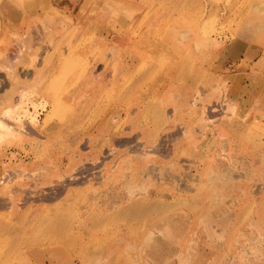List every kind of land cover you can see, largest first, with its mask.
Instances as JSON below:
<instances>
[{"label": "rangeland", "instance_id": "rangeland-1", "mask_svg": "<svg viewBox=\"0 0 264 264\" xmlns=\"http://www.w3.org/2000/svg\"><path fill=\"white\" fill-rule=\"evenodd\" d=\"M6 2L0 118L33 90L49 124H26L0 156V174H26L12 179L19 201L0 193V264H264V0ZM10 12L20 17L6 26ZM199 95L211 123L190 121ZM132 125L164 140L155 182L129 162Z\"/></svg>", "mask_w": 264, "mask_h": 264}, {"label": "bare ground", "instance_id": "bare-ground-1", "mask_svg": "<svg viewBox=\"0 0 264 264\" xmlns=\"http://www.w3.org/2000/svg\"><path fill=\"white\" fill-rule=\"evenodd\" d=\"M13 2H14V0H12ZM9 4L10 3H8V2H6V3H4L3 5H2V3H0V7L1 8H4V7H7V8H9ZM58 4H60V2H58ZM15 7V6H14ZM47 7V6H46ZM45 7V8H46ZM0 8V9H1ZM50 8V7H49ZM44 9V8H43ZM42 9V10H43ZM10 17L8 18L7 16H5L4 17V15H3V17L4 18H8V21H4V22H7V23H4L6 26H9L10 24H12V22L14 21V20H16L17 18H19L20 16H18V15H16L15 13H12V12H10V15H9ZM3 18V19H4ZM11 19L13 20V21H11ZM10 20V21H9ZM2 20L0 19V43L2 44V43H9V39H10V37H9V35H10V33H12L11 31H10V29L9 30H7L6 31V33L5 34H1V24H2ZM2 36V37H1ZM12 45V44H11ZM9 47L8 45H6L5 44V46L3 47L2 45H1V47L3 48V49H1L0 50V52H2L3 53V55H6L7 56V54H9L10 55V53H7V51L9 50L7 47ZM24 47V46H23ZM22 47V48H23ZM26 47V46H25ZM21 48V49H22ZM4 50V51H3ZM23 50V49H22ZM29 50V49H28ZM8 52H10V51H8ZM17 53H19V51L17 52ZM16 53V54H17ZM25 53V52H24ZM20 55V54H19ZM17 56H18V54H17ZM1 57H3V56H1ZM0 57V58H1ZM4 58V60H5V63H7V61L9 62V64H8V66L10 65V63H12V60L13 59H11L10 57H3ZM3 58H1V59H3ZM16 58H18V57H16ZM16 58H14V60L16 59ZM7 60V61H6ZM20 60V59H19ZM16 62H14V64H15ZM17 64V63H16ZM4 65V64H3ZM7 67V66H6ZM15 67V66H14ZM14 71V70H13ZM9 73V72H8ZM11 73V72H10ZM14 73V72H13ZM28 74V73H27ZM20 89V88H19ZM22 90V89H21ZM127 90H128V88H127ZM144 92V91H143ZM200 92V91H199ZM147 94H148V92H147ZM201 95H203V94H201ZM20 96V97H19ZM18 96V100H17V104L16 105H14V106H12V107H10V108H8V109H6L4 112H3V117L2 118H0V152H5L6 150H7V148H8V146L9 145H11V142L9 141L10 139H14L16 142H17V144H19V145H22L23 144V142H24V140L25 139H27L28 137H27V135L28 134H31L30 133V127H28L26 124H29L34 130H43V128H45L49 123H45V125L46 126H42L41 124H40V117H41V115H42V113H44V112H46L47 111V109H48V107H49V104L48 103H41L39 100H37V99H35V92H33V90L32 91H25V92H22L21 93V95H19ZM143 98V97H142ZM203 98L204 97H200V95H199V97L198 98H196L195 97V99H194V101H193V103H191V105L189 106L188 105V109L186 110L187 111V113L189 114L188 116H189V118L191 119L190 121H194L195 119H196V121L195 122H201V121H204V123L205 124H208V122H210L211 123V120H210V117L211 116H209V113L208 112H206V108L205 107H200L199 106V102H202V100H203ZM45 101V100H44ZM157 104H158V102H157ZM8 105V104H7ZM202 105V104H201ZM149 103H146L145 105H144V110H145V112H146V110H147V108H149ZM154 106V105H153ZM157 106V105H156ZM156 106H154V107H156ZM239 106H240V108H239ZM242 106H243V104L241 103V105H240V103H236V102H234L233 103V105H232V107H231V110L234 112V111H236V118H237V120H234V124L232 125V128H233V130H239V129H241L242 127H243V124L245 123V121H246V117L242 114V111H243V108H242ZM153 107V108H154ZM161 107V106H160ZM236 108H238V110L236 109ZM32 109L34 110L33 112H32ZM160 109V108H159ZM176 109V108H175ZM140 110V109H139ZM149 110V109H148ZM164 110H165V108H164ZM239 110H240V113H239ZM143 111V110H142ZM167 111V110H166ZM160 112H164L163 111V109H160L159 110V113ZM144 113V112H143ZM157 113H158V111H157ZM127 114V113H126ZM139 114H140V112H139ZM163 114V116H164V113H162ZM176 114H178V112H177V110H174V114H172V115H170V117H169V119L171 120V122L172 123H174L176 120H175V118H174V116L176 115ZM235 114V113H234ZM156 115H158V114H156ZM159 116V115H158ZM157 116V117H158ZM160 116H162V115H160ZM159 116V117H160ZM229 116V115H228ZM130 117V116H129ZM167 117H168V115H167ZM23 119H29V123H26V122H24L23 121ZM155 119V118H154ZM163 118H161L160 120H162ZM233 119V118H232ZM154 121V120H153ZM213 121V120H212ZM231 121V120H230ZM155 122H158V120L157 121H155ZM224 122V121H223ZM117 123V120L115 119V120H113V122H112V124H116ZM159 123V122H158ZM162 123V122H161ZM193 123V122H192ZM227 123V122H226ZM124 124V123H123ZM68 125V124H67ZM103 125L104 124H101L100 126H99V129H98V132L101 134V135H103L105 132H107V133H109L110 132V130H108V127H103ZM146 125V124H145ZM152 125H153V122H152ZM155 125L156 126H158L156 123H155ZM194 125V124H193ZM65 126V125H64ZM123 126V125H122ZM156 126L154 127V129L153 130H155V128H156ZM192 126V125H191ZM226 126V125H225ZM161 128L162 126L160 125V126H158V128ZM160 128H159V130H160ZM164 128V127H163ZM245 128V127H244ZM138 128H137V126L136 125H132L131 126V129H130V132H129V138L133 141L131 144H130V146H129V152L128 153H130V156H131V158H130V160H129V162H130V164L132 165V164H134L136 161L137 162H140V163H142L143 165H144V169L145 170H147V180H149L150 182L152 181V182H155L154 180H153V177L152 176H150L149 175V173L152 175L154 172H153V170H154V168L152 167V165H151V163H153V162H156L157 161V157H159V156H157V154H159V152L158 153H154V150L157 152V150L159 149H161V145H162V143H164V140H163V142L162 143H160V142H158L156 139H155V136H157V135H153V138L154 139H151V135L149 136V128L147 127V126H145V128H142L141 129V126H140V133H139V135H137V137H136V135H134V133H135V131L137 130ZM58 130V129H57ZM117 130V129H116ZM158 131V130H157ZM157 131H156V133H157ZM174 131V129L173 130H171L170 132H173ZM176 131H178V129H176ZM194 131V130H193ZM240 131V130H239ZM44 132V131H43ZM151 132H153L152 130H151ZM164 132H166V131H164ZM175 132V131H174ZM244 132V131H243ZM177 133V132H176ZM175 133V134H176ZM187 133V132H186ZM242 133V132H241ZM111 134H112V131H111ZM119 134V133H118ZM122 134V133H121ZM170 134V133H169ZM172 134V133H171ZM178 134V133H177ZM180 134V133H179ZM34 135V134H33ZM159 135V134H158ZM181 135H182V133H181ZM180 135V136H181ZM37 136V135H36ZM41 136V135H40ZM119 136V135H118ZM171 136V135H170ZM173 136H174V134H173ZM173 136H172V138H173ZM183 136V135H182ZM42 137V136H41ZM52 137V136H51ZM55 137V136H54ZM53 137V138H54ZM69 137V136H68ZM109 137V136H108ZM126 137V136H125ZM136 137V142H134L135 141V138ZM158 137V136H157ZM209 135L207 134V132L205 133V134H203V136L201 137L202 138V141H203V143L206 141V140H209ZM57 138V137H56ZM171 138V137H170ZM171 138V140H173ZM177 138H178V136H177ZM176 138V139H177ZM42 139V138H41ZM50 139V138H49ZM62 139V138H61ZM169 139V138H168ZM189 138H186L185 137V140H188ZM59 140V139H58ZM78 140V139H77ZM119 140H121V139H119ZM143 140H144V143H143ZM184 139H182L181 140V142H183V141H185ZM261 140V139H260ZM90 141L92 142L91 144V146H93V147H95L96 148V150L99 152V154H100V151L102 150V148L104 147V144H106L107 143V141H103L102 140V136H96V137H93L92 138V140L90 139ZM109 141V140H108ZM115 141H117L118 142V140H115ZM174 141V140H173ZM176 141V140H175ZM211 141V139L209 140V142ZM79 142V141H78ZM77 142V143H78ZM113 142V141H112ZM36 143V142H35ZM46 143V142H45ZM137 143H139V145L137 144ZM166 143V142H165ZM177 143V142H176ZM37 144H38V142H37ZM259 144V143H258ZM180 145V144H179ZM113 146V145H112ZM124 146V145H123ZM123 146H122V148H123ZM127 146V147H128ZM2 147V148H1ZM76 147V146H75ZM92 147V148H93ZM119 147V146H118ZM171 147V146H170ZM176 147V146H175ZM174 147V148H175ZM211 147H212V145H209V148H206V152L208 151L209 152V150L211 149ZM69 148V147H68ZM134 148H136V150H132V149H134ZM172 149V148H171ZM193 149V148H192ZM164 150V149H163ZM167 151H169L168 149H166ZM165 150V151H166ZM222 150V149H221ZM108 151H109V149H108ZM138 151H140V152H138ZM98 152H97V154H98ZM103 152V151H102ZM164 152V151H163ZM6 153V152H5ZM5 153H3V154H0V156L1 155H5ZM120 153H121V151H120ZM169 153V152H168ZM13 154V153H12ZM98 154V155H99ZM174 154V153H173ZM177 152H175V156H177ZM208 155V154H207ZM13 156H14V154H13ZM162 156V155H161ZM165 156V155H164ZM164 156H162V157H164ZM209 156V155H208ZM224 156V155H223ZM95 157V156H94ZM107 157V156H106ZM127 157V156H126ZM13 158H15V156L13 157ZM12 158V159H13ZM100 156L98 157L97 156V158L96 159H98V161L96 162V163H98V162H102V161H99L100 159ZM128 158V157H127ZM166 158V157H165ZM224 158V157H223ZM9 160H10V162H13L14 161V159L11 161V159L9 158ZM162 160V159H161ZM172 160H174L173 158H172ZM104 161V160H103ZM128 162V161H127ZM160 162V161H159ZM157 163V162H156ZM109 164V163H108ZM158 164V163H157ZM207 164H209V163H207ZM11 165H12V163H11ZM142 165V166H143ZM24 166V165H23ZM106 166V165H105ZM110 166V165H109ZM114 166V165H113ZM170 166V165H169ZM205 166H207V165H205ZM3 167H5V166H3ZM17 167H18V165H17ZM7 168V167H6ZM110 168V167H109ZM114 168V167H113ZM112 168V169H113ZM163 168V167H162ZM15 169V168H14ZM21 169V166H19V170H14L15 172H17V174H18V177H19V179H21V180H24L23 179V177H25V170L24 169H22V170H20ZM158 169V168H157ZM177 169V168H176ZM5 170V173H7V175L4 173H1L0 174V193L1 194H6L7 195V197L8 198H12V197H14L17 201H19V199H20V196H21V193H20V195H19V189L17 188V190H15L14 191V188H13V184H14V180L12 181V179L14 178V173L15 172H13V173H9V170H6L5 168L3 169V171ZM127 170H128V168H127ZM2 170H0V172H1ZM113 171V170H112ZM126 171V170H125ZM124 171V172H125ZM159 171V170H158ZM168 171V170H167ZM211 171V170H210ZM160 172V171H159ZM158 172V173H159ZM109 173V172H108ZM121 173V172H120ZM146 173V172H145ZM16 174V173H15ZM25 174V175H24ZM39 174H42V173H39ZM155 174V173H154ZM4 175H5V178H4ZM29 175V174H28ZM31 175V174H30ZM38 175V174H37ZM87 175V174H86ZM117 175V174H116ZM159 175V174H158ZM157 175V176H158ZM212 175V174H211ZM39 176V175H38ZM156 176V177H157ZM161 176V179H162V175H160ZM166 176V175H165ZM37 177V176H36ZM86 177V176H85ZM132 177V176H131ZM155 177V176H154ZM173 177V176H172ZM138 178V177H137ZM142 178V177H141ZM159 178V177H158ZM167 178H169V177H167ZM209 178V177H208ZM207 178V179H208ZM25 179H26V177H25ZM127 179V178H126ZM134 179V178H133ZM132 179V180H133ZM170 179V178H169ZM179 179V178H178ZM190 179V178H189ZM143 180H144V178H143ZM168 180V179H167ZM172 180V179H171ZM170 180V181H171ZM201 180V179H200ZM145 181V180H144ZM161 181V180H160ZM163 181H164V179H163ZM162 181V182H163ZM183 181V180H182ZM186 181V180H185ZM194 181V180H193ZM192 181V182H193ZM226 181V180H225ZM11 182V183H10ZM108 182V181H107ZM110 182V181H109ZM165 182V181H164ZM178 182V181H177ZM211 182H213V181H211ZM91 183V182H90ZM133 183V182H132ZM136 183V182H135ZM134 183V184H135ZM159 183V182H158ZM209 183V182H208ZM133 184V185H134ZM188 184V183H187ZM131 186V188H132V190H131V192H130V197L132 196H134V193H135V190H134V187H136V186ZM140 185V184H139ZM94 187V186H93ZM10 188V189H9ZM130 188V189H131ZM90 189V188H89ZM88 189V190H89ZM7 190V191H6ZM21 190V189H20ZM88 190H86V191H88ZM137 190V189H136ZM138 190L140 191V192H143V194H142V197L143 198H145L146 197V195H147V189H146V186H145V184H142L139 188H138ZM9 191V192H8ZM12 191H14L15 192V194H14V192L13 193H11ZM25 190H23V192H24ZM26 191H28V190H26ZM96 191V190H95ZM3 192V193H2ZM4 194V195H5ZM29 194V193H28ZM3 195V196H4ZM88 195H86V197H87ZM25 199V198H24ZM2 201V200H1ZM14 201V200H13ZM26 201V200H25ZM33 201V200H32ZM5 202V201H4ZM29 202V201H28ZM2 204V203H1ZM26 204V203H25ZM13 207H14V205H13ZM15 208V207H14Z\"/></svg>", "mask_w": 264, "mask_h": 264}, {"label": "crops", "instance_id": "crops-1", "mask_svg": "<svg viewBox=\"0 0 264 264\" xmlns=\"http://www.w3.org/2000/svg\"><path fill=\"white\" fill-rule=\"evenodd\" d=\"M4 105H6V102H4ZM4 107H5V106H4ZM0 169H2L1 166H0Z\"/></svg>", "mask_w": 264, "mask_h": 264}, {"label": "flooded vegetation", "instance_id": "flooded-vegetation-1", "mask_svg": "<svg viewBox=\"0 0 264 264\" xmlns=\"http://www.w3.org/2000/svg\"><path fill=\"white\" fill-rule=\"evenodd\" d=\"M99 163V162H98Z\"/></svg>", "mask_w": 264, "mask_h": 264}]
</instances>
